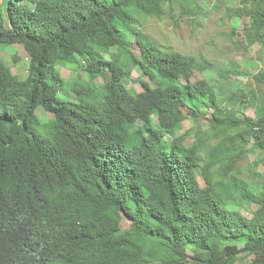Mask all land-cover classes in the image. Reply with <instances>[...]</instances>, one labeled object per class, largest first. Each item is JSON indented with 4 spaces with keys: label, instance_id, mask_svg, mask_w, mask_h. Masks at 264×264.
Listing matches in <instances>:
<instances>
[{
    "label": "trees",
    "instance_id": "obj_1",
    "mask_svg": "<svg viewBox=\"0 0 264 264\" xmlns=\"http://www.w3.org/2000/svg\"><path fill=\"white\" fill-rule=\"evenodd\" d=\"M239 4L234 26L244 21L248 46L264 48V0ZM166 5L191 14L199 2L0 0V52L20 45L28 58L23 80L0 58V264H232L243 253L264 264V182L230 171L258 151L264 165V103L249 91L245 116L247 103L221 98L229 67L162 50L136 29L135 14L161 18ZM77 57L102 86L75 81L72 101L58 64ZM246 65L264 88V69ZM189 69L204 77L184 81ZM132 70L147 79L138 93L125 85ZM38 109L52 117L43 128ZM202 116L209 134L185 147L183 122ZM104 217L127 226L105 228Z\"/></svg>",
    "mask_w": 264,
    "mask_h": 264
},
{
    "label": "rangeland",
    "instance_id": "obj_2",
    "mask_svg": "<svg viewBox=\"0 0 264 264\" xmlns=\"http://www.w3.org/2000/svg\"><path fill=\"white\" fill-rule=\"evenodd\" d=\"M197 1L199 6H195L191 14L182 13L177 6L169 10L170 7L168 5L165 6V14L161 18L135 14V27L162 50L182 55H195L199 59L229 67L232 72L228 79L222 81V83H225L226 90L221 98L225 101V97L230 93V95H233L232 99L237 100L236 106L239 105V110L241 111H245V107H240V105L247 103L245 116L253 118L254 109L250 107L251 100L248 92L254 90L258 95V99L264 103V88L252 78L253 74L256 73V69H251L246 65V61L258 63L260 65L259 69H264V48L258 45L248 46L242 29V22L244 21L237 27L234 26L233 19L242 18L239 0H226L218 8L214 6L213 0ZM228 13L232 19L228 18ZM115 52V48L110 50V53ZM55 56H57V53H55ZM121 57L124 62L128 61V55H122ZM0 58L10 69L11 75L15 80H23L26 77L28 58L22 46L13 45L2 48ZM105 58L109 60L110 54H107ZM58 66L65 80V86L62 87L61 92L69 100H76L75 95L70 90L71 84L75 81L82 82L85 89H88L90 85H94L98 89L102 86L100 78L95 79L91 83L89 74H91L92 70L82 58L77 57L73 65H64L59 62ZM203 77L197 71L189 69L185 71L184 81L195 82ZM213 80L217 82L220 81V78L214 76ZM140 82L146 83V77L140 75L136 70H132L125 85L132 93H138L142 90ZM238 101H241V103ZM177 110L179 114L186 115L187 111L185 108L178 107ZM36 114L42 128L52 118L50 114L45 113L41 109H38ZM137 127L135 126L131 132L135 131ZM209 132V124L203 116L198 119L187 117L178 135L187 134L183 144L188 147L196 138L197 133L202 135L209 134ZM217 140L214 138L209 139L206 149L209 150L214 146ZM241 155L238 154L234 157L239 158ZM201 156L204 158L205 153L202 152ZM261 157L262 153L259 151L248 153L230 168L232 175L245 183L253 181L264 182V165L261 164ZM200 182L201 185H204L202 180ZM254 208L247 205L234 207L235 210L241 211L248 217L252 216L251 212ZM101 224L108 229L127 226L124 218L104 217L101 220ZM212 255L221 257L223 252L215 251ZM232 264H251V256L245 253L240 254Z\"/></svg>",
    "mask_w": 264,
    "mask_h": 264
}]
</instances>
